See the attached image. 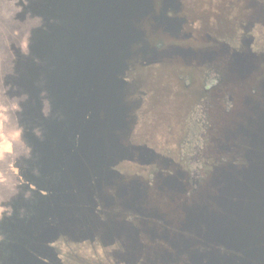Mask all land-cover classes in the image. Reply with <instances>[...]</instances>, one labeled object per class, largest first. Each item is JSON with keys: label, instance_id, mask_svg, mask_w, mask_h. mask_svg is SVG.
<instances>
[{"label": "rangeland", "instance_id": "1", "mask_svg": "<svg viewBox=\"0 0 264 264\" xmlns=\"http://www.w3.org/2000/svg\"><path fill=\"white\" fill-rule=\"evenodd\" d=\"M92 26L94 37L83 36ZM121 31L124 46L116 40ZM62 40L64 60L55 59L53 74L39 57L51 61ZM79 62L87 66L84 76L69 75L49 95L54 77L62 79L65 65L71 73ZM262 79L264 0H0V229L10 233L0 230V257L9 245L13 264L22 250L48 254L54 235L68 233L66 225L92 220L81 208L75 218L53 212L66 206L54 191L81 197L87 182L89 193L101 188L107 208L121 217L111 216L108 225L117 220L113 230L124 242L54 244L61 264H128L132 222L164 238L153 242L152 264H192L176 241L201 234L184 226L183 210L223 193L212 174L238 163L243 131L250 121L261 125ZM115 122L117 128L106 127ZM90 143L93 159L84 161L77 148L90 150ZM106 144L111 153L104 162L99 146L109 153ZM85 162L97 163L96 179L93 171L85 174ZM127 212L130 220L122 217ZM17 224L31 228L19 241L12 238ZM143 255L135 264L150 263Z\"/></svg>", "mask_w": 264, "mask_h": 264}, {"label": "water", "instance_id": "2", "mask_svg": "<svg viewBox=\"0 0 264 264\" xmlns=\"http://www.w3.org/2000/svg\"><path fill=\"white\" fill-rule=\"evenodd\" d=\"M127 1L129 2V0H123V2ZM101 16H103V14H101ZM104 22L105 23H103V21L100 22V27L105 28L100 33V36L103 40H107L110 35L105 31L107 29L105 26L107 25V21ZM121 32V34H117L116 40H120L119 45L124 46V32ZM82 35H91L94 37L93 26L89 34L84 33ZM120 36L122 38H120ZM81 47L83 50L82 43L79 48ZM74 48L75 46L73 45L72 49ZM79 48L78 51H73V53H79ZM78 55V59L80 60L81 54L79 53ZM249 61H251V59H249ZM78 66L79 68L77 70L69 73L67 64L65 65L66 74L62 77L63 83H67L69 75H73L75 80L78 78L79 73L84 76V71L87 66L80 62ZM262 69L261 67V70ZM104 73L106 76H109V69L106 68ZM85 76L88 79L91 77L95 79V76L88 75L87 73ZM116 95L119 96V94ZM257 107L258 110H256V112L259 116L261 125L256 127L257 124H255L254 121H250L247 126L251 128L243 131V136H241L239 140L243 146L240 144V146L236 148L238 152L237 155H239L238 159H240L239 162L235 165L224 166V168L218 169L212 174V176L218 175L217 180L219 182L221 181L220 186L224 187L220 188L223 193H219L214 197H205V201L193 205L192 208L187 209V213L183 210L185 215L181 220L185 221L184 226L197 229V234L195 236L201 234L198 236L200 240L197 241H191L192 238L190 239L182 235H178L179 239L176 241L180 248L188 252V258L190 256L191 259L189 260L192 264H264V107L261 103H258ZM104 125L106 126V124ZM106 127L117 128L116 122L113 123V125L107 124ZM86 133H89V131H86ZM89 137L90 135L88 138ZM85 140L86 139H83V141ZM88 141L94 142L92 138H89ZM89 142L84 143L87 144ZM90 144L91 146H88L90 150L85 151L84 148L86 145H83V148L81 146L77 148V152L75 151L77 155L80 153L84 161L87 159L92 161L93 159L94 143ZM106 146L108 147L107 144ZM116 146L118 147L117 143ZM99 150L104 162H106L111 153L110 149L109 153L103 152L100 145ZM74 153L69 152L68 154L71 155ZM77 163H79L78 160ZM84 167L83 170L87 175L88 172L93 171L91 175L92 178L95 174H98L97 163L85 162ZM77 172H81V168L73 173V177L76 176ZM106 172V169L104 172H99V176H104ZM87 184V182H83L79 188L84 196H88L89 194ZM96 191L100 194L103 193L101 188L96 189ZM193 212H195L196 219L192 217ZM79 225L87 229L88 225H93V220L84 219ZM66 226L67 229H70L72 224ZM23 229L29 230L30 228L24 227ZM43 233L44 232H42L41 237L44 238ZM174 240L175 239L171 241ZM37 244L41 249L45 247L41 242ZM130 247L128 256H123L124 261L128 264H135L137 262L138 256L140 255L138 250L145 252V259L150 262L149 264H152L151 258H157V256L150 254V250L153 248L151 245L144 246L140 243L133 242L130 244ZM188 247L191 251L190 255ZM25 252V250H22L21 254L18 255L19 263L17 264H46L40 261L36 256H31L30 254L26 255Z\"/></svg>", "mask_w": 264, "mask_h": 264}, {"label": "flooded vegetation", "instance_id": "3", "mask_svg": "<svg viewBox=\"0 0 264 264\" xmlns=\"http://www.w3.org/2000/svg\"><path fill=\"white\" fill-rule=\"evenodd\" d=\"M88 7L89 6H87L86 8H88ZM84 11H85V9H84ZM191 175H192L193 184H194V186H196L197 184L195 181H196V179H198V177L195 176L196 175L195 172L192 173ZM96 177H97V174H95V176L93 178L96 179ZM71 188L74 191L75 188L72 186H71ZM195 189H196V187L191 188L192 191ZM60 190L61 189L56 190L53 193H54L55 197L60 196L65 201L66 206L59 205L57 208H56V206H54L53 212L60 214V215H63L64 218H68V217L75 218V216L80 217V214H79V211L77 210V208H81V212L83 211L82 215L83 216L87 215L88 217H91L93 220V225L92 226L88 225V228L84 229V228L80 227V225H79L81 222L80 223L78 222L77 224L72 225L71 228L67 230L68 233H66V234H59L58 233L57 235H54V243L53 244L51 243L52 245H49L50 248L48 249V254L44 253V254H40L39 256L38 255L36 256L40 261H42L46 264H61L59 261V258L57 257L56 250H55V245H59V244L61 245V247H64L65 245H68L69 243L78 244V243H87V242H90V243H99L100 242L103 246H107L108 244L110 245L112 243L122 244L124 242V240H123L124 235H121L119 232H115L113 230L114 225L117 221L116 219H120L121 217H117L116 216L117 214H115L111 210V207H108L109 209L107 208L108 201H107V198L105 199V196H103L102 194H100L96 190L92 194L89 193L88 196H84V194H82L81 191L79 190V194L81 195V197H74V196L68 197V196L64 195V193L67 192L66 188L63 189V192H61L62 190L61 191ZM45 191H47V189ZM40 193H42V192H40ZM51 194L52 193H50V195ZM45 196H46L45 200H48V197L46 194H45ZM50 198L47 201L48 207L43 209V211H45V212H48L51 209ZM78 201H81V202L78 203ZM87 201L91 202V204H92L91 211L86 208V205H87L86 202ZM35 202H37V200ZM102 205H103V207H102ZM36 208H37V206H35V209ZM39 208L40 207L38 206V209ZM60 208L64 209L63 212L60 210ZM65 211H66V213H64ZM115 211L117 213V208H115ZM111 216H115L116 219L112 220L110 222V224L108 225V222L110 221ZM45 217H47V219L52 218L55 220V218L53 216H51L49 213L46 214ZM122 217H125V218L127 217L128 220L131 219V216H128V212H127V214H124ZM158 224L162 225V222H158L157 225ZM130 225L132 228L131 229L132 232L130 234H132L133 242L140 243L141 245L151 244V247H153V242H155V241L161 242L162 240H164L163 236H161V235H159L158 237H155L152 234L149 235V231H148V228L146 226H143L141 228L139 226H136L135 222L130 223ZM153 226L154 225H152L151 227L153 228ZM134 230H136V231H134ZM25 231H23V228H19L17 226V231L16 232L14 231V233L12 232L13 233L12 238L15 237V241H19L21 238V235H23V233H25ZM136 232H137V234H135ZM160 239H162V240H160ZM11 248L12 247L10 245L7 246V248L3 252L2 256L0 257V264H13V261L15 258H14V253L12 252ZM52 251H54V253H55L54 257H52L50 255V253H52ZM143 253H145V252L144 251L140 252V258H142L144 256ZM110 254L113 256L112 252H110ZM51 260H52V262L55 261V263L54 262L51 263ZM48 262H50V263H48ZM118 264H121V263H118Z\"/></svg>", "mask_w": 264, "mask_h": 264}, {"label": "trees", "instance_id": "4", "mask_svg": "<svg viewBox=\"0 0 264 264\" xmlns=\"http://www.w3.org/2000/svg\"><path fill=\"white\" fill-rule=\"evenodd\" d=\"M53 19H55V18H51L50 20H53ZM52 22V21H51ZM56 24L55 23H53L52 22V24H51V26H53L54 28H56V27H59V26H55ZM56 30H57V28H56ZM63 41V40H62ZM64 45H65V47H64ZM66 44H65V42L63 41V43H62V45H61V47L58 49V52H57V50H56V52H55V55H54V57L51 59V61H47L46 62V59H45V57L44 56H42V57H39V60L41 59L42 61H43V66H42V68H48V70H50L53 74H56V64H54V62H55V59H58V58H62V60H64V56H65V51H66ZM66 61V60H65ZM58 69H59V65H58ZM54 82H53V86H52V88H49L48 87V84H47V82H46V86H47V88H49L50 89V91H49V95L51 94H53L54 93V91L55 90H57L60 86H61V84L63 83V80L62 79H60L59 80V77H54ZM60 102H61V100H60ZM53 104H54V106L55 107H58V106H60V104L59 103H57V104H55V102H53ZM60 108H61V106H60ZM61 110V109H60ZM18 227L20 226V225H17ZM17 226H15V227H17ZM1 231H2V233L4 234V235H6V233H8V232H4V230H2V229H0ZM13 232V231H12ZM14 233V232H13ZM12 233V234H13ZM9 235H10V233H8ZM13 261V260H12ZM11 261V262H12ZM13 263H14V261H13ZM49 263V262H48Z\"/></svg>", "mask_w": 264, "mask_h": 264}]
</instances>
